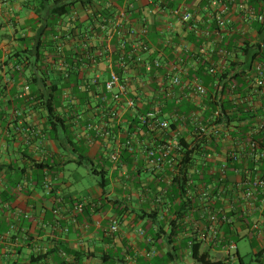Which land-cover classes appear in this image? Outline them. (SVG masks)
Wrapping results in <instances>:
<instances>
[{
  "label": "crops",
  "instance_id": "0c3cea01",
  "mask_svg": "<svg viewBox=\"0 0 264 264\" xmlns=\"http://www.w3.org/2000/svg\"><path fill=\"white\" fill-rule=\"evenodd\" d=\"M41 1L0 0V264H198L188 243L192 234L199 241L203 225L199 223L197 231L191 219L182 225L172 223L170 202L158 194L153 171L146 165L144 151L154 141L152 136L144 134V142H137L131 171L124 165L116 172L126 130L119 131L115 140L99 142L86 129L98 118L63 108L64 124L52 132L46 113L33 107L31 71L22 72L24 66H18L16 57L26 56L22 51L33 46L31 40L39 38L50 20L46 10L55 7L44 4L38 22L35 11ZM58 1L60 6L76 1L72 9L81 22L92 20V13L100 10L103 15L125 10V0H91L88 7H82L80 0ZM200 1L187 5L203 17ZM150 8V0H137L126 13L129 24L146 20L149 35L156 38L149 41L154 49L162 50L169 35L175 42L183 41L182 26L165 12L149 13ZM169 24L172 31L167 33ZM169 54L164 55L170 58ZM86 166L94 176L93 169L108 171L104 188L98 181L91 188L80 187V168ZM81 202L84 211L77 213ZM114 221L117 232L110 230ZM238 231L248 234L253 246V259L247 264H264V197L252 210V227ZM201 252L214 260L220 257L219 248L210 243L201 242ZM240 257L237 264H246Z\"/></svg>",
  "mask_w": 264,
  "mask_h": 264
},
{
  "label": "trees",
  "instance_id": "16d2710c",
  "mask_svg": "<svg viewBox=\"0 0 264 264\" xmlns=\"http://www.w3.org/2000/svg\"><path fill=\"white\" fill-rule=\"evenodd\" d=\"M90 1L80 0V4L82 7H88ZM205 1L201 0L200 5H203ZM58 2V0L41 1L40 9L35 11L38 22L39 24L41 22L40 12L44 8V4H52L55 7L50 9L49 5V9L46 10L50 20L44 24L39 38L31 40L33 46L22 51L26 56L16 57L18 66H24L22 72L28 71V69L31 71L30 84L33 87L30 95L33 99V107L42 109L46 113L47 127L52 132H56L58 125L64 124V120L60 118V110L63 108L70 109L69 112L75 108L82 114L84 112L91 113L94 118H98L97 122L100 123L102 121L101 114L111 106L102 103L97 98L100 88L98 85H90L89 79L86 78L88 73L92 74L97 70V67L104 64V61L99 59L98 53L105 45L99 41L97 35L100 32L98 24L107 14L103 15L104 11L102 10L97 12L98 15L93 12L92 20L81 22L76 15L77 11L72 9V6L77 3L76 1L61 6L57 5ZM194 2L195 0H187L190 5ZM260 4H264V0H247V8L264 13V6L261 7ZM64 18L67 19L66 24L62 23ZM252 29L261 33L264 30V24L251 22L250 30L252 31ZM149 34V41L156 42V38ZM187 41L193 44L196 50H199L203 43L202 40L192 35L188 36ZM112 46L114 48L113 67L118 74H121L122 71L118 68L121 56L120 50L116 48L117 39L113 40ZM169 49L170 47L164 48L166 53L170 52ZM222 49L231 53V57L225 58L227 67H208L209 59L216 64L220 63L218 52ZM254 51L256 49L252 46V34L241 36L235 33L214 47L213 52H208L207 56H200L198 53L194 66L189 67V79H197L206 89V94L203 97L176 104L163 94L154 96V93H157L159 89L154 77L156 72L145 74L141 69L135 68L140 66L135 63L136 55L128 45L123 57L125 67H128L126 74L134 80L133 87L137 91H141V95H137L138 97L130 96L135 100L137 98L136 110L133 114L126 115L122 124L114 125L110 136L99 138L95 133L92 134L99 142H109L117 138L119 131L126 130V137L124 140L120 139L121 146L116 162V172L120 171L124 165L128 171H131L138 143L142 142L145 137L141 132L145 131V127L140 125L138 114H145L157 102L161 107L162 115L170 124L167 135L161 134L160 139H154L151 143L158 144L169 140V133L179 131L181 126L185 131L177 138L182 150L175 153L176 166L172 169L164 168L158 172L153 171L152 182L156 185L158 194L166 195L170 202L168 208L172 211L171 216L175 215L172 223L182 225L187 219H199L195 212H200L201 209L207 211V216L205 215L203 220L206 222L205 218H208L212 212L222 210L223 216L220 213L216 215L220 223L221 246L230 243L236 244L237 240L248 237V234L243 236L238 230L243 226L248 230L252 227V210L256 208L257 202L255 207L250 209L245 193L248 190L253 191V189L250 186L240 189L237 185L245 181L252 183L255 178L264 180V131L253 132V129L258 128L259 120L264 117V104L252 86L253 67L251 66L252 60L257 54ZM28 52L31 54H26ZM156 56L157 52L147 58L152 60ZM170 58L173 57L170 55ZM60 64L64 67L63 70L59 69ZM133 68L135 72H132ZM139 82H143L146 88L139 87ZM81 87L88 88V91H81ZM238 94L240 97H237ZM249 97L255 105H248L245 100ZM192 113L197 114L198 119L204 123L221 124L223 126L221 136L219 138H201L195 125L190 124L189 120L182 124L181 118ZM173 116L177 120L174 121ZM127 141L134 146V152L125 147ZM252 143L258 145V150L254 151L258 157H252V151L248 149ZM238 146H243L244 151H241ZM207 153L214 156L211 160L214 164L195 165L198 161L204 162L202 156ZM108 160L107 158L105 162L107 163ZM221 165L224 167L221 168ZM110 167L111 164L108 168ZM166 169L164 176H158ZM92 172L100 178L98 182L104 188L108 171L93 169ZM190 178L206 188L212 187L214 194L223 190L222 196L218 200L209 199L208 206H203L197 198H190L185 194V187ZM164 179L166 181H163ZM139 185L135 184V186ZM260 192L258 189L255 190L257 201L261 197ZM161 201L159 197L158 202ZM233 204L235 208L230 209L229 206ZM224 216L226 221H222ZM190 242L193 244L191 251L195 262L198 264H221L220 259L214 260L209 253L201 252V241H198L194 234H192ZM251 247L253 248V246ZM236 254L242 262L238 251Z\"/></svg>",
  "mask_w": 264,
  "mask_h": 264
},
{
  "label": "built area",
  "instance_id": "2783aa9c",
  "mask_svg": "<svg viewBox=\"0 0 264 264\" xmlns=\"http://www.w3.org/2000/svg\"><path fill=\"white\" fill-rule=\"evenodd\" d=\"M137 0H125V10L119 11L116 15L108 13L98 24L100 30L97 38L100 42L104 43L105 47L98 53L99 59L104 61L105 67H97V70L92 74L88 73L90 85H98L100 91L97 98L105 104L111 105L106 109L105 113L101 114L102 121L100 123H90L86 129L99 138H106L110 136L111 129L114 125L121 124L128 114H133L136 108V100L130 98L131 95L138 97L141 91H137L134 86V80L131 76L126 74L128 67H125L124 55L126 47L129 45L132 52L136 55L135 63L140 67L145 74L156 72L155 79L159 87L158 92L154 96L165 95L169 100L174 101L176 104L182 101H190L193 98H200L206 94V89L197 80L189 79V63L195 64V59L198 55L207 56L208 52H213V48L217 47L224 39L230 38L233 34L245 36L252 34V46L255 47L257 54L252 60V86L255 93L259 94L262 104H264V30L259 33L257 30H250V23L264 24V13H258L252 8H247V0H206L202 5L203 17H199L196 13L192 12L187 5V0H150L149 13H154L155 10L167 13L172 20L180 24L183 28V41L175 42L171 35L167 36L162 50L154 49L148 40L150 26L146 20L140 21V24L130 25L126 13L130 12L134 7ZM111 6V3H108ZM264 6V4H260ZM167 26L165 32L172 31L171 24ZM202 40L199 50H196L193 44L187 41L188 36ZM117 39L116 48L120 50V71L118 74L113 67L114 48L112 46L113 40ZM170 47V54L172 59L168 58L165 54L164 48ZM139 51V52H138ZM141 52V53H140ZM157 52V56L148 60V56ZM220 63L216 64L209 59L208 67H227L225 58L231 57V53L225 49L219 50ZM198 58V57H197ZM60 70L64 67L60 64ZM135 72V69H132ZM139 87L146 88L143 82H139ZM81 91H88V88L81 87ZM156 96V97H157ZM237 97H240L238 94ZM249 106L255 105L252 99L246 98L245 100ZM197 114H189L187 117H182L181 122L184 124L187 120L190 124L195 125L196 130L201 138L213 137L219 138L223 132V126L215 123H204L198 119ZM138 120L141 126L145 127V131H141L144 135L152 136L154 139H160L161 134L167 135L169 121L164 118L161 113V107L154 103L145 114H138ZM173 120H177L173 116ZM177 132L169 133V140L163 143H149L145 147L146 165L154 172L161 171L164 167L172 169L176 166V154L182 150L178 144V135L185 130L182 128ZM258 128L253 129V132L258 130L264 131V117L258 122ZM140 131V129H138ZM203 146V145H202ZM131 152L135 151L131 142L127 141L125 144ZM241 151H244L243 146H238ZM249 151H252V157H258L254 151L258 150V145L252 143L248 146ZM204 150V149H203ZM232 156V155H230ZM212 154H204L202 159L204 162L198 161L195 165H208L214 164ZM224 167L223 165L220 166ZM250 186L253 191L248 190L245 193L248 207L252 209L257 202V195L255 190H260L261 197H264V180L255 178L250 183L245 181L237 185L238 188ZM194 187V190H192ZM186 196L195 197L203 206H208L209 199L218 200L223 194V190H219L216 194L213 192L212 187L206 188L201 183L189 179L186 185ZM234 209L235 205L229 206ZM84 203H79L75 207V212L82 213ZM195 211V210H194ZM209 211V210H208ZM206 209H201L200 212H195L199 219L193 222L194 230H199V223H202L203 229L199 233V241L210 243L219 248L221 264H237V246L230 243L221 246L220 226L216 217L217 214L223 216V211L212 212L206 222H204L205 215L207 216ZM224 216L222 221H226ZM255 230L258 226H253ZM111 232H117L118 223L114 221L110 227ZM189 249H192V242L188 243ZM221 246V247H220ZM218 259V260H219Z\"/></svg>",
  "mask_w": 264,
  "mask_h": 264
},
{
  "label": "rangeland",
  "instance_id": "374dc122",
  "mask_svg": "<svg viewBox=\"0 0 264 264\" xmlns=\"http://www.w3.org/2000/svg\"><path fill=\"white\" fill-rule=\"evenodd\" d=\"M80 172L83 176L80 187L91 188L97 183L98 180H100L99 177L94 176L90 173L91 171L89 166L81 167ZM236 245L239 249L240 255L244 259V262L246 264L249 263L250 260L253 259L252 247L249 243V240H247L246 238H242L240 240H237Z\"/></svg>",
  "mask_w": 264,
  "mask_h": 264
}]
</instances>
